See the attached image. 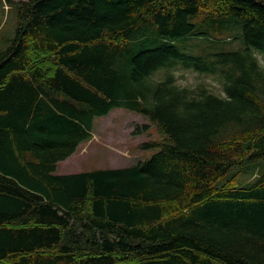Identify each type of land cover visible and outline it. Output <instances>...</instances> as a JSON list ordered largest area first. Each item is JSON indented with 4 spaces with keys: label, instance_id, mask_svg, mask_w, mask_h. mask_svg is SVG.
Returning a JSON list of instances; mask_svg holds the SVG:
<instances>
[{
    "label": "trees",
    "instance_id": "obj_1",
    "mask_svg": "<svg viewBox=\"0 0 264 264\" xmlns=\"http://www.w3.org/2000/svg\"><path fill=\"white\" fill-rule=\"evenodd\" d=\"M15 7L0 52V264H264V166L237 185L264 159V0ZM177 69L221 93L178 84ZM120 108L156 127L162 139L139 148L158 151L55 175Z\"/></svg>",
    "mask_w": 264,
    "mask_h": 264
},
{
    "label": "rangeland",
    "instance_id": "obj_2",
    "mask_svg": "<svg viewBox=\"0 0 264 264\" xmlns=\"http://www.w3.org/2000/svg\"><path fill=\"white\" fill-rule=\"evenodd\" d=\"M24 0H2L0 3V52L11 43L17 26V11L15 3ZM199 40H189L190 47L186 53L197 52L200 46H195ZM203 46L209 45L208 42ZM202 46V47H203ZM259 62L264 66V56L258 55ZM178 84L194 86L207 83L212 91L219 94L221 88L217 80L210 76H201L191 70L177 69L175 72ZM149 125L148 131L133 135L137 126ZM162 136L149 120L139 114L125 109H113L104 117L93 121L92 138L81 143L76 151L64 161L58 162L55 175H67L79 172H90L97 169L123 168L150 159L158 149L142 150L139 145L148 141H159ZM264 166V159L248 162L237 176V185L245 186L252 181ZM232 172V170H231ZM229 174V173H228Z\"/></svg>",
    "mask_w": 264,
    "mask_h": 264
}]
</instances>
